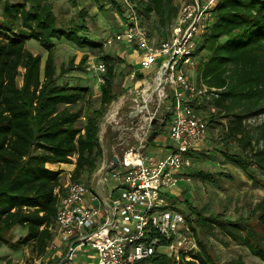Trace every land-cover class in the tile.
<instances>
[{"label":"trees","instance_id":"trees-1","mask_svg":"<svg viewBox=\"0 0 264 264\" xmlns=\"http://www.w3.org/2000/svg\"><path fill=\"white\" fill-rule=\"evenodd\" d=\"M111 1L126 20L129 12L124 15L122 5ZM127 1L142 19L155 15L162 35L179 11L174 0ZM207 13V25L196 47V81L214 92L211 104L227 119V137L241 146L240 152H220L254 178L251 165L264 170V119L254 131L248 130L246 121L264 115V0H214ZM84 16L80 10L79 19L65 20L55 13L52 0H4L0 13V243L10 242L9 234L20 226L25 235L10 245L32 244L42 257L53 239L59 202L56 189L62 190L61 165L74 164V179L92 175L103 158L102 119L121 95L114 86L116 59L112 57L100 56L107 69L100 83L99 105L88 110L79 106L87 87L63 79L69 70L82 67H74L71 60L57 71V40L87 48L94 55L103 50L102 41L90 37ZM31 40L47 50L43 71L42 56L27 48ZM196 175L202 181H214L211 173L199 170ZM185 202L195 214L189 221L200 251L197 262L183 264H248L241 255L224 262L213 257L199 233L214 227L264 261V198L254 205L256 224L249 217L231 220L206 215L204 206ZM152 262L175 264L173 258L162 255L154 256Z\"/></svg>","mask_w":264,"mask_h":264},{"label":"built area","instance_id":"built-area-1","mask_svg":"<svg viewBox=\"0 0 264 264\" xmlns=\"http://www.w3.org/2000/svg\"><path fill=\"white\" fill-rule=\"evenodd\" d=\"M124 1L130 7L128 18L102 44L132 46L142 54L140 67L130 72L134 83L102 119L99 139L109 130V149H103L92 184L72 178L70 170L65 189H56L59 202L49 248L57 249L56 239L65 244L56 264L73 261L87 248L95 250L93 264H153L157 255L183 264L197 262L200 251L189 221L195 216L180 211L172 193L181 182L191 181L192 152L207 137L209 123L200 107L203 95L214 92L198 86L193 73L198 37L214 0L182 5L167 37L142 24ZM100 56L93 55L89 67L102 83L107 65ZM153 130L156 135L149 141ZM164 131L167 138L157 140ZM152 141L158 143L155 157L145 152Z\"/></svg>","mask_w":264,"mask_h":264},{"label":"rangeland","instance_id":"rangeland-1","mask_svg":"<svg viewBox=\"0 0 264 264\" xmlns=\"http://www.w3.org/2000/svg\"><path fill=\"white\" fill-rule=\"evenodd\" d=\"M116 1L122 5L124 15L127 14L130 7L127 6L125 1ZM195 1L196 0H174L178 8L185 4L194 3ZM199 1L203 3L207 2V0ZM3 2L4 0H0V13ZM52 2L55 13L65 20H70L71 18L79 19L78 15H80V10H83L85 15L84 21L89 29L90 37L100 39V41H103L108 33L121 29L122 23L124 22L120 14L121 12L117 10L111 0H52ZM206 14V16H208L207 12ZM139 19L142 24L151 31H156L160 36L164 37L168 35L170 27L164 30L165 34L162 35L160 32L161 30L158 28L155 15H151L147 19L145 17L144 19L139 17ZM55 44L54 58L57 71L67 67L71 60H73L72 65L74 67H82L71 69L63 76V79L72 84L80 83L87 87L85 90V99L81 100L79 106H85L87 110L88 108L98 106L100 82L97 75H95L93 70L89 67V61L93 59V52L87 48H80L64 39L57 40ZM27 48L42 56L41 69L43 71L47 50L35 40L29 41L27 43ZM85 55H87V58L83 61ZM100 55L116 59L114 86L117 90H120L121 95H123L125 87L131 83L129 80L130 72L133 68L138 70L140 67V58L142 54L132 46L122 43L120 45L103 47ZM162 58L164 57L161 56L159 59L161 60ZM157 65L158 62L155 63V66ZM153 72L154 69L150 71V75ZM193 74L195 75L196 73ZM19 83H21V80ZM197 85L199 86L198 83ZM121 95L118 98H120ZM118 98L111 102L110 105L115 103ZM210 99L211 95L209 93L203 95L202 105L200 107L201 113L209 123L208 140H205L203 143H197L196 147L198 150H194L195 152L193 151L191 181L181 182L173 189L174 197L177 198L175 205L180 211L190 215L189 205L185 202L187 199L196 208L204 206V214L206 215H219L222 216L223 219L229 218L231 220L249 217V222L256 224V213L253 209L254 205L260 199L264 198V170L255 164L251 165L250 171L255 175L254 178H251L245 171L228 161L223 153L220 152L219 149H221L222 152H240L241 146L234 138L227 137V131L224 127L227 119L223 115L217 113ZM263 119L264 115L248 119L246 121L248 130L254 131V127ZM103 134L104 138H102L103 140L100 143L105 152H107L109 149V141L107 139L111 133L108 130ZM100 136H102V131L99 132V138ZM164 137L167 138L165 131L159 134L157 140ZM156 146H158V143L152 141L145 150L146 154L155 157L157 155ZM72 168L68 166L62 172V191L66 187L68 180L67 175ZM199 170L211 173L214 177V181L208 182L200 180L196 175ZM108 176H110V173H108ZM259 177H261L262 180H259ZM81 179L89 185L92 184V175H85ZM191 214L195 216V214ZM25 233V229L20 226H15L8 236V241L16 243ZM199 238L206 243L213 257L220 262L241 255L248 264H264V261L252 255L246 246L234 242L229 235L223 233L218 227H214L213 231L211 230L205 234L202 232L199 233ZM10 242L1 241L0 243V264H56L65 246L64 243L58 240L56 241L57 249L53 251L50 250L48 246L47 254L42 257L39 254L38 248L35 249V251L32 250V244L27 245L20 243L18 248H13ZM89 249V253L79 251L78 258L66 264H80V262L85 261L91 257L92 248ZM87 256L89 257L87 258Z\"/></svg>","mask_w":264,"mask_h":264},{"label":"crops","instance_id":"crops-1","mask_svg":"<svg viewBox=\"0 0 264 264\" xmlns=\"http://www.w3.org/2000/svg\"><path fill=\"white\" fill-rule=\"evenodd\" d=\"M207 15V14H206ZM206 18H207V16H206ZM138 83L140 82V81H137ZM208 134H209V126H208V130H207V137H208ZM206 137V141L208 140V138ZM203 143V142H202ZM195 150H198L197 148L195 149ZM200 150V149H199ZM169 150L168 149H166L165 151H164V153H167ZM195 152V151H194ZM194 152H192V155L194 154ZM233 164V163H232ZM65 166H71V168L73 167V164H62L61 165V168L62 169H66L67 167H65ZM70 168V167H69ZM172 194H174V193H172ZM56 241H58V239H56ZM90 249L89 248H87L85 251H82V252H88ZM92 250V253L90 254V256L91 257H89V256H87V258L88 259H86L85 261H82V262H80V264H93L94 262H95V259H96V253H95V250L94 249H91ZM81 252V251H80ZM90 252V251H89ZM88 252V253H89ZM77 258H78V256H77Z\"/></svg>","mask_w":264,"mask_h":264},{"label":"water","instance_id":"water-1","mask_svg":"<svg viewBox=\"0 0 264 264\" xmlns=\"http://www.w3.org/2000/svg\"><path fill=\"white\" fill-rule=\"evenodd\" d=\"M138 77H139V78H142V77H143V74H142V73H139V74H138ZM153 123H155V120L153 121ZM155 135H156V130H153V131L151 132V134L149 135L148 140L151 141V140L155 137ZM115 159H116V158H115Z\"/></svg>","mask_w":264,"mask_h":264}]
</instances>
